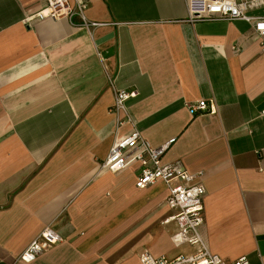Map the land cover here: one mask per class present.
<instances>
[{"label": "crops", "instance_id": "obj_1", "mask_svg": "<svg viewBox=\"0 0 264 264\" xmlns=\"http://www.w3.org/2000/svg\"><path fill=\"white\" fill-rule=\"evenodd\" d=\"M83 1L89 27L41 17L43 0H0V264H141L145 252L194 250L172 241L165 183L139 189V164L101 166L131 131H117L116 89L136 91L126 105L153 146L174 139L164 163L203 172L210 250L264 264V51L253 23L193 20L198 0ZM248 14L264 17V4ZM200 100L208 109L192 113ZM48 226L64 241L16 262Z\"/></svg>", "mask_w": 264, "mask_h": 264}, {"label": "built area", "instance_id": "obj_2", "mask_svg": "<svg viewBox=\"0 0 264 264\" xmlns=\"http://www.w3.org/2000/svg\"><path fill=\"white\" fill-rule=\"evenodd\" d=\"M261 4H264V0H198L191 2L190 14L193 20H247L253 23L254 33L260 38L264 51V17L248 14L250 8ZM86 8L87 3L83 0H43L39 15L52 19L66 18L70 21L74 16H80L82 22L79 25L89 27L93 23L85 19ZM234 50L240 51V46L235 45ZM135 95L136 91L115 90V100L110 110L116 115L117 131L127 124L131 126V131L117 139L101 166L119 172L139 164L140 175L136 182L139 189H145L158 182L165 183L168 189L166 202L177 210L171 218L176 220L179 226V230L171 237L172 241L176 246L187 244L194 248L191 253H180L173 257L155 256L145 252L140 257L141 264H253L245 255L229 261L210 250L201 231L205 223L206 190L200 180L203 172H191L180 160L171 163L162 161L164 153L174 139L155 147L142 135L126 105L127 100ZM189 108L192 113H197L207 110L208 103L200 100L190 104ZM210 111L216 112L214 108ZM261 114L264 116V109ZM63 241L61 234L52 226H48L17 256L16 262L35 261L51 247Z\"/></svg>", "mask_w": 264, "mask_h": 264}]
</instances>
